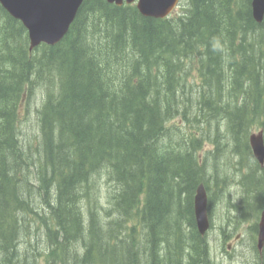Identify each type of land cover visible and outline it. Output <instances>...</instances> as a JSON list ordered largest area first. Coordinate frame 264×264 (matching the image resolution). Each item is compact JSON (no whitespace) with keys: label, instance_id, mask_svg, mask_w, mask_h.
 Wrapping results in <instances>:
<instances>
[{"label":"trees","instance_id":"trees-1","mask_svg":"<svg viewBox=\"0 0 264 264\" xmlns=\"http://www.w3.org/2000/svg\"><path fill=\"white\" fill-rule=\"evenodd\" d=\"M181 9L155 18L85 0L62 41L31 50L0 3V264H216L194 198L203 182L211 215L231 164L239 220L260 218L249 139L264 135V21L252 0Z\"/></svg>","mask_w":264,"mask_h":264},{"label":"water","instance_id":"water-1","mask_svg":"<svg viewBox=\"0 0 264 264\" xmlns=\"http://www.w3.org/2000/svg\"><path fill=\"white\" fill-rule=\"evenodd\" d=\"M85 0H0L2 6L19 19L28 30L30 49L46 43L56 45L66 36ZM119 6L135 3L144 16L165 18L179 6L181 0H107ZM253 16L258 23L264 21V0H252ZM250 145L256 160L264 165L263 132L250 136ZM194 212L198 231L206 235L212 226L209 195L202 182L196 189ZM264 248V211L259 220L258 249Z\"/></svg>","mask_w":264,"mask_h":264},{"label":"rangeland","instance_id":"rangeland-1","mask_svg":"<svg viewBox=\"0 0 264 264\" xmlns=\"http://www.w3.org/2000/svg\"><path fill=\"white\" fill-rule=\"evenodd\" d=\"M186 3V0H182L180 5L175 11L182 10L181 6ZM43 97V89L37 90V96L33 99L31 105L28 109H24V123L23 131L28 135L34 134L37 131V108L40 106ZM261 129H255L253 133H259ZM234 161L235 159H231ZM230 161H222V168L226 169L227 164ZM232 165V164H231ZM228 166V172L232 173V182L228 184L225 190V194L222 196H215L211 208V220L212 227L207 233V241L210 248V254L213 261L216 264H264V251L261 253L258 251L256 243L250 246L251 238L254 236V231L251 230V226L254 222H259L256 217H254L249 222H242L237 216L235 207L233 204L237 203L241 196V189L235 180L238 178L237 174L240 171L235 170V166ZM243 171V168H242ZM107 175L103 174L96 183V186L100 189L98 195L99 202L104 205L110 206V198L108 197L109 190H111V185L107 181ZM96 199V198H94ZM98 199V198H97ZM227 234V235H226ZM240 234L241 237L237 241L235 236ZM256 237V236H255ZM254 237V241H255ZM231 244V247H229ZM257 250H256V249Z\"/></svg>","mask_w":264,"mask_h":264},{"label":"flooded vegetation","instance_id":"flooded-vegetation-1","mask_svg":"<svg viewBox=\"0 0 264 264\" xmlns=\"http://www.w3.org/2000/svg\"><path fill=\"white\" fill-rule=\"evenodd\" d=\"M258 234H259V222H258V231L254 233V236H250V238L252 239L251 242H250V246H252V245H253V242H255V243H256V246H257V249H258ZM226 235H227V234H226ZM255 236H256V237H255ZM240 237H241V235H240V234H237V235L235 236V239L238 241ZM254 237H255V241H254ZM229 247H231V244H229ZM258 251H259V249H258ZM263 251H264V248H263L262 252H263ZM259 252H260V251H259ZM262 252H261V253H262Z\"/></svg>","mask_w":264,"mask_h":264}]
</instances>
